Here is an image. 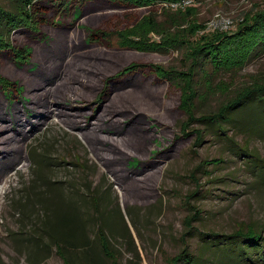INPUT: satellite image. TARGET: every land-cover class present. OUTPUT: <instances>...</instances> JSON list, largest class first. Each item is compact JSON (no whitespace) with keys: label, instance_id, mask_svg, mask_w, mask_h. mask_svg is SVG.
Returning a JSON list of instances; mask_svg holds the SVG:
<instances>
[{"label":"rangeland","instance_id":"1","mask_svg":"<svg viewBox=\"0 0 264 264\" xmlns=\"http://www.w3.org/2000/svg\"><path fill=\"white\" fill-rule=\"evenodd\" d=\"M184 1L41 0L30 26L7 27L0 264H64L52 234L74 264H184L183 250L195 264H264L223 237L264 235V98L221 127L201 120L264 83V50L228 69L207 56L192 66L201 36L235 31L264 0ZM192 71L189 110L181 73Z\"/></svg>","mask_w":264,"mask_h":264},{"label":"trees","instance_id":"2","mask_svg":"<svg viewBox=\"0 0 264 264\" xmlns=\"http://www.w3.org/2000/svg\"><path fill=\"white\" fill-rule=\"evenodd\" d=\"M17 2V7L19 11L12 12L6 11L0 7V47L11 48L12 45L9 39L4 38V33L7 31V27H20L25 24L30 26V22L33 19L32 9H35L36 2L41 0H12ZM121 2L127 5L142 7V6H152L157 3H163L166 5L178 4V9L181 10L184 0H109ZM146 44L147 42H139ZM149 45H159L158 42H148ZM158 47V46H157ZM258 49L264 50V11L257 13L252 19L245 18L241 20L238 27L233 32H218L208 38V35H203L200 38V45L194 48L193 55L195 56L192 66L198 65L199 59L202 56L210 57L213 64H219L224 67H231L234 64V60L240 61V59H247L249 56L253 55ZM15 50V49H14ZM242 53V56L241 54ZM18 57L23 58L24 54L21 51L17 52ZM245 56V57H244ZM133 66V65H132ZM193 69V68H192ZM191 70V69H190ZM159 73V74H158ZM185 77V84L183 85V105L186 109H192V97L195 92L192 90V75L193 71L189 74L185 72L181 73ZM157 75H160V68ZM7 80L4 78L0 79V82L5 84ZM7 85V84H6ZM5 85V87H7ZM4 89V88H3ZM5 90V89H4ZM257 96L264 98V83H255L252 87L246 88L244 92L238 93L235 97L231 98L224 107H222L218 112L206 115L201 118V120H209L214 122L218 127H221V123L225 122L229 117L228 112L236 106L243 104L246 98L249 99ZM190 120H193L191 116ZM198 142L202 139V133L198 130ZM101 239L103 242V250H107L106 245V235L102 229H100ZM212 236H221L219 234H209ZM53 235V240L57 248V253L64 260V264H74L73 261L66 256L64 248L60 242V236ZM225 239L240 242L248 247L255 249L259 255V259L264 261V235L261 231H258L254 227L248 226L246 229H238L232 234L223 235ZM69 244L74 246L75 244L69 240ZM107 253V252H106ZM176 262L182 261L184 264H195L197 259L194 258L187 250H183L180 255L175 259Z\"/></svg>","mask_w":264,"mask_h":264},{"label":"built area","instance_id":"3","mask_svg":"<svg viewBox=\"0 0 264 264\" xmlns=\"http://www.w3.org/2000/svg\"><path fill=\"white\" fill-rule=\"evenodd\" d=\"M184 2H185V1H184ZM184 2H183V3H184ZM171 5H173V6H178V4H171Z\"/></svg>","mask_w":264,"mask_h":264}]
</instances>
